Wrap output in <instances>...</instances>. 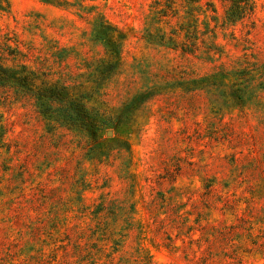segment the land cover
<instances>
[{
    "label": "rangeland",
    "instance_id": "rangeland-1",
    "mask_svg": "<svg viewBox=\"0 0 264 264\" xmlns=\"http://www.w3.org/2000/svg\"><path fill=\"white\" fill-rule=\"evenodd\" d=\"M45 1L0 0L5 65L83 85L105 54L92 36L102 15L129 37L99 104L113 113L156 96L133 104L128 153L95 150L30 95L0 87V264H264V94L236 108L186 84L223 69L264 81V0L224 27L229 2L214 0L195 54L146 41L156 0Z\"/></svg>",
    "mask_w": 264,
    "mask_h": 264
},
{
    "label": "trees",
    "instance_id": "trees-1",
    "mask_svg": "<svg viewBox=\"0 0 264 264\" xmlns=\"http://www.w3.org/2000/svg\"><path fill=\"white\" fill-rule=\"evenodd\" d=\"M66 1V0H64ZM214 0H156L151 11V23L146 29V41L183 54H195L198 50L197 35L200 18H207L209 13L216 14ZM47 4L58 5L54 0ZM223 27L236 25L251 18L256 11V0H228ZM69 5L68 2L64 3ZM8 9H10L8 4ZM216 21L214 16L210 17ZM177 20L174 26L171 23ZM205 33H213L209 22L203 21ZM94 40L105 49L104 57L98 60L91 72L90 79L83 85L68 86L48 80L44 75L25 64L9 67L0 58V87H9L20 93L30 95L37 109L46 119L87 137L89 146L99 150L106 144L122 143L121 149L130 153L127 142L121 139L130 134L133 123V104L150 101L156 93L142 92L134 100L116 112H109L99 104L105 86L116 77L122 68V48L129 37V32L108 22L98 15L92 23ZM169 27L170 32L165 28ZM264 75V67H263ZM249 70L225 71L194 79L186 83L191 91H209L215 89L223 100L233 107L245 108L258 103L264 94V81L255 85L257 79ZM114 138L106 139L108 132ZM5 137V128L0 123V142ZM119 148V147H118ZM100 152V151H99Z\"/></svg>",
    "mask_w": 264,
    "mask_h": 264
}]
</instances>
